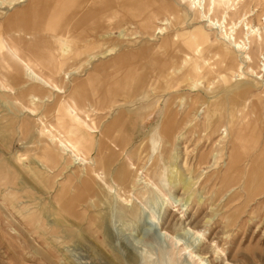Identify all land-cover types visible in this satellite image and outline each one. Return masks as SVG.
Returning <instances> with one entry per match:
<instances>
[{"label": "rangeland", "instance_id": "rangeland-1", "mask_svg": "<svg viewBox=\"0 0 264 264\" xmlns=\"http://www.w3.org/2000/svg\"><path fill=\"white\" fill-rule=\"evenodd\" d=\"M0 1V34L6 31L8 36L16 24L8 21L9 17L33 0ZM65 1L35 4L53 6ZM199 1L74 0L67 5L106 7L111 21L120 23L108 36V55L165 39L170 49L180 50L170 61L171 72L179 70L186 85L172 91L164 120V100L152 102L157 100L153 97L157 93H151L155 87L145 89L140 102L125 104L127 110L138 114V120L123 129L124 137L114 148L117 161L104 183L107 187L113 180L121 184L115 175L129 173L130 164L141 171L140 177L149 178L147 186H140V193H121L126 202L136 204L135 215L121 210L111 186L105 194L94 191L78 200L72 197L80 190L74 192V186L87 184L82 179V159L94 157L97 145L107 136L100 135V129L93 138L88 133L67 132L63 139L79 140L80 155L62 147L56 150L48 129L54 134L63 129L51 111L23 109L16 94L2 92L8 81L0 70V264H264V187L258 185L264 177V110L260 108L264 103V44L251 55L252 62L243 67L245 77L238 81L235 76L242 66L239 53H232L229 40L220 37L225 34L230 40L235 37L248 44L249 29L241 21L245 17L249 25L258 24L264 0H237V12H229L226 19L224 10L208 13L197 5ZM197 45L202 51L187 59ZM3 58L2 52L0 60ZM246 80L261 85L243 97L238 86ZM256 95L263 99L258 102ZM49 97L46 95L45 103ZM248 98L250 103L246 104ZM239 103L246 106L242 119L237 117ZM145 104L147 108L140 109ZM115 113L109 109L97 118L91 111L86 118L88 124L93 119L103 126L114 120ZM73 115V121L81 123ZM147 116L151 118L142 124ZM235 123L255 135L248 139L239 180L221 184L220 173L232 138L230 130L229 138L221 140V127ZM136 124L138 129L129 141V129ZM80 126L88 131V125ZM119 129L109 137L116 141ZM206 153L207 163L201 165ZM215 155L219 160L213 165ZM254 170L256 181L244 188ZM202 199L206 202L200 203ZM67 205L75 207V212L65 210ZM174 223L179 230L170 229ZM165 225L171 235L164 234Z\"/></svg>", "mask_w": 264, "mask_h": 264}, {"label": "crops", "instance_id": "crops-1", "mask_svg": "<svg viewBox=\"0 0 264 264\" xmlns=\"http://www.w3.org/2000/svg\"><path fill=\"white\" fill-rule=\"evenodd\" d=\"M38 1L42 0L32 1L10 16L8 21L16 23L15 30L8 31V36L6 31L0 34V53H4L0 70L10 86H5L2 92L16 94L23 109L50 110L56 124L63 129L59 131L65 134L90 135L80 124L96 125L100 135L108 136L102 141L104 148L110 141L119 144L124 137L123 129L137 122L138 114L127 110L125 104L140 102L139 96L149 87L156 89L151 91L152 95L157 93L153 103L164 100L162 118L165 119L172 91L179 85H186L179 70L171 72L170 61L180 54L178 47L170 49L165 39L156 45L136 46L108 55V36L120 23L112 22L105 8L89 4L67 7L73 0L53 6L35 4ZM24 63L44 81L32 79ZM67 79L71 81L68 86ZM48 94L50 101L45 103ZM109 109L116 112L111 123L102 126L103 123L92 119L94 123L88 124L86 115L89 116L91 111L100 118ZM73 113L81 123L73 121ZM148 118L151 116L141 123L146 124ZM137 126L129 129V141ZM118 127L115 141L109 136Z\"/></svg>", "mask_w": 264, "mask_h": 264}, {"label": "bare ground", "instance_id": "bare-ground-1", "mask_svg": "<svg viewBox=\"0 0 264 264\" xmlns=\"http://www.w3.org/2000/svg\"><path fill=\"white\" fill-rule=\"evenodd\" d=\"M237 2H238L237 0H208L207 3H206V1L203 2V1L200 0L199 1V4H197L198 2H196V4L199 5V7L201 9L206 8L207 11H208V13L209 12H214L215 10L222 9V10H224L223 18L226 19V16H227V14L229 12H235V13L237 12V8H236ZM0 4H2L1 1H0ZM73 4H74V0H73ZM77 5H79V3H77L76 6ZM248 16H249V14H248ZM262 21H264V14H262L261 16H259V23L258 24L249 25L248 24V21L246 20L245 17H244V19H242L241 22H244L245 25H246V27L248 26V29H249V31H247V33H246V38H247V41H248L247 43L248 44L236 40L235 37L232 38V40H230L229 36H227L225 34H224L225 36L224 35L223 36L220 35V37L223 40H225L226 38L229 40V45H230V48L232 49V53H235V54H238L239 53V55L237 57H239L240 64L242 66H240V74L235 76V78L238 81H240L241 79H243L245 77V72L243 71V67H246L247 66V63L252 62V56L251 55L252 54L255 55L256 51H260L262 45L264 44V25L262 24ZM208 24L210 26H215V24L213 22L209 21V20H208ZM201 51H202V47L199 46V45H197L196 48L193 51V54L191 55V53H190V54L187 55V57H188L187 59L191 60V57L192 56L198 55L199 52H201ZM205 62H208V61H205ZM24 65H25V69L27 70L29 76L32 79H37V80L38 79H41L42 81H44L39 76V74L36 73L35 70L29 64L24 63ZM262 66L264 67V64ZM255 77L256 78H259L257 76H255ZM258 85H261V84L258 81H256V80H249V81L246 80L245 82L240 83V86H238V88L242 90L243 97L244 96L248 97L249 95H251V94L254 93L253 92L254 91L253 90L254 88H257L258 89V87H257ZM256 91H258V90H256ZM143 93L145 94V92H143ZM239 94H241V93H239ZM142 97H143V95L140 97V99ZM236 97H238V96H236ZM256 98H257V100L259 102L262 97L260 98L259 95H256ZM245 103L246 104L247 103L249 104L250 103V99L248 98L245 101ZM263 104H261V107H260L262 110H264V105ZM245 107H246L245 105L240 104L239 107L236 108L237 109V117L239 119H242V117L245 116V110H244ZM28 113H30V114L33 115V113H31V112H28ZM262 123L264 124V117L262 119ZM240 125L238 126L235 123L232 126L231 125H228V126H222L221 127V133H220L221 134V137L219 136L221 140L228 139L229 138V133H231L230 130H232V138L229 140L230 141L229 142L230 143V150L228 151L229 153L227 152V154H228L227 155V161L225 160V162H224V169L220 173V181H221V184H224L226 181L227 182H231V181L232 182H235V181L239 180L240 175H241L240 166H241V164L243 162V158L248 153V139L250 138V135H252V136L255 135L254 132H251V133L249 132V134H248V129L246 127H242ZM87 128H88V131L90 132V136H92V134H94V133H96L98 131V127H94L92 125L87 126ZM50 130H52V128ZM50 130L48 129V132L50 134V138L49 139H50L51 143L54 145V147H55L56 150H59L60 151V148L62 147L64 150H67V151L71 152V154H72V152H74L75 155H80L78 152H80L81 149L79 148V145L76 142H70L68 140L63 139L65 133L62 132V131L55 130V133L56 134H54ZM163 132H166L167 133V129H166L165 126L163 127ZM216 143H218V142H216ZM99 144H100L99 145V148H98V150L96 152V155L94 154L95 155L94 157H88L89 156L88 155L87 157H85V158L82 159L83 165L80 166L84 170V172H82L83 173L82 179L87 184L85 185V187H82V186H74L72 188V189H74V192H77L79 189L80 190H79V193H73L72 194V197H74V198H76V200H78L79 197H82L83 195H87V194L92 195V193H94V191H97L98 193H101V194L102 193L105 194V191H107V188L111 186L112 188L113 187L115 188L114 197L119 201L120 206H121V210H123L124 212H126V213H128L130 215H135L136 214V211H137L136 210V206H135L136 204L135 203H131L130 204L128 201L126 202L125 199H123V197H121V193L122 192L134 191V190L135 191H138L140 193L141 192L140 190L142 189L140 186L142 184H144V186H147L150 183L149 178L146 175H144V177L141 176L142 179H144V181L141 182V177L139 175V172H141V171H139L138 169H135L134 168V164H130V167H128L129 168L128 169V172L130 170L131 171L129 173L125 174L122 171L119 174H116L115 175V177L121 178V184H115V180H113L114 181L113 182L114 184H108L107 183L108 185H110V186L107 187L104 182H107L106 181L107 177L109 176L110 173H112V171H110V170H111V168H113V165L117 161L116 158L118 157V155H116V153H114L113 148L116 147V146H118V145L114 141H110L109 146L106 147V148L103 147V145L105 146V144H102V142L99 143ZM225 146H226V144H225ZM262 152H264V151H262ZM58 154L59 153H57V155ZM205 156H206V159L204 160V158H202V160L200 161V164L201 165H203L204 163H207L206 160H207L208 154L206 153ZM218 160L219 159H218L217 155H215L214 156V160H213L214 161V164L213 165H215L216 163H218ZM56 162H57V160H56ZM114 173H116V172H114ZM162 176H163V174H162ZM248 176L249 177L246 179V182H244L245 183L244 184V188L246 186H250L251 184H253L256 181V179H257V170L252 171L250 173V175H248ZM170 183H172V182H170ZM187 184H189V180H188ZM258 185L260 186V188L262 186L264 187V177H262L260 179ZM60 188H63L64 189L65 186H61ZM59 194H62V193L59 192ZM201 202L205 203L206 202V199H202V201H200V203ZM71 206L65 207L64 209L67 210V211H71L70 213H74L75 212V207L73 208ZM164 224L165 223H163L162 225H164ZM179 226L180 227L182 226V222H181V225H179ZM168 228H169V226L165 225L164 231L167 230ZM170 229L172 231H175V230H179L180 228L178 227V224L174 223ZM166 233L169 234V235H171L168 231H165L164 232V234H166ZM176 241L179 242L180 240L177 239ZM190 253L192 254V252H190ZM199 258H201V256ZM130 259H132V258L129 257V260ZM200 261L202 262V258H201ZM208 264H213V262H208Z\"/></svg>", "mask_w": 264, "mask_h": 264}]
</instances>
